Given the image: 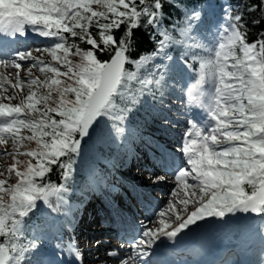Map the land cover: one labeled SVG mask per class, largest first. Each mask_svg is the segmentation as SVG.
Masks as SVG:
<instances>
[{"label": "snow or ice", "instance_id": "snow-or-ice-1", "mask_svg": "<svg viewBox=\"0 0 264 264\" xmlns=\"http://www.w3.org/2000/svg\"><path fill=\"white\" fill-rule=\"evenodd\" d=\"M165 5L181 10L170 26L164 23ZM240 9H225L223 23L202 31L209 9L188 8L182 0H0V56L5 57L0 65L17 69L15 83L0 78V146L11 141L16 147V152L0 151L12 157L7 172L16 177L8 186L0 179V264H62L54 258L56 251L44 248L41 235L29 231L26 218L38 209V201L58 211L52 196L67 204L63 194L74 181L83 138L91 139L99 128L107 130L108 122L109 135L119 138L125 132L123 123L149 98L160 109L166 107L171 91L179 87L183 92L181 73L186 69L195 82L187 93L189 127L178 149L183 158L161 152L178 190L171 193L174 199L167 210L158 213L157 226L142 225L120 264H167L160 249L168 242L180 244L193 231L190 226L199 228L198 221L206 225L208 218L227 225L236 214L253 213L264 223V32L248 42ZM258 9L264 10V0L246 11ZM252 23H260V18ZM141 30L157 47L132 58L128 53L135 50L134 35ZM29 31L49 38L42 51L55 64L13 47ZM115 32H121L119 38ZM79 42L90 47L83 49ZM173 47L181 49L179 59L169 54ZM105 52L110 58L100 60L98 53ZM27 60L34 61L28 76L39 66L43 81L21 80L20 61ZM25 87L27 94L19 103L10 102L15 94L4 95ZM53 93L54 106L49 103ZM25 141L36 147L19 151ZM18 155L28 159L21 161ZM53 165L61 170L59 186L45 182ZM165 178L156 177L153 183ZM68 252L80 260L74 244L68 245ZM108 255L119 257L115 250Z\"/></svg>", "mask_w": 264, "mask_h": 264}, {"label": "rangeland", "instance_id": "rangeland-1", "mask_svg": "<svg viewBox=\"0 0 264 264\" xmlns=\"http://www.w3.org/2000/svg\"><path fill=\"white\" fill-rule=\"evenodd\" d=\"M220 1L224 3L223 0H220ZM38 57H39V59L43 60L45 63H55L54 61H52L51 57L48 55L47 52L40 51L38 53ZM70 58L73 60L74 63L78 62V57L73 56ZM30 65H32V64H22V67H27V69L23 70L21 68L20 69L21 75H24V74L28 75V70H29ZM56 66H59V65H56ZM62 70H64V69H62ZM33 76H34V78H39L42 80L45 79V75L39 71V66L31 68V77H33ZM0 78H6L7 80L11 81L12 83H15L16 72L14 70H12L10 67L5 68L4 72H0ZM25 82H27V81H25ZM27 91H28L27 88L22 93H21L20 89H9V91L7 93H4V95L11 96V95L15 94V99H13L10 102L12 104H16V103H19L23 99V97L27 94ZM54 99H55V93H53V100H50L51 105H53ZM2 102H4V100ZM5 103H9V101L5 100ZM175 117H176V114H175ZM172 126H174V124H172ZM96 142L101 143L102 141L99 138H97ZM31 147H32V145L27 143V145H26L27 150H29V148H31ZM2 148H4V149H2L1 151L16 152V148L14 147V145L12 144L11 141H9L7 145H3ZM19 151L22 152L23 150L19 149ZM17 159H19L21 161L26 160V158L23 159V156H19V155L17 156ZM13 162L14 161L10 155H0V173H3V175H0V179L6 180V182H7L6 186L11 185V184L15 183V181H16L15 174L12 173L11 175H9L7 172V169L9 168V166ZM17 166L22 167V165H17ZM126 176L128 178L138 179V183L142 184V185H146L147 182L150 183L153 186L154 192H157L162 187L166 188V191L164 194L157 193L158 198L161 200L159 203L160 205H159V209H158L160 211H166L167 210L169 200L174 199V197L171 195V193L173 192L174 189L178 190V184H175V186H174L173 183H170V181H167L164 184L161 181L159 183H153V180L156 177H161V176H159V173L154 174V173H151L150 171L145 172L144 169H140L137 167H136V170L134 167H130L129 170L126 172ZM39 202L41 203L42 201H39ZM41 207H43V209H45V204L43 202H42ZM189 210H191V205L189 206ZM158 213H157L156 209L153 211V213L151 214V222L148 224V226H150V227L157 226L156 222L159 219ZM167 218L168 217L166 216L165 219H167ZM84 226L89 227V229H91L90 232L87 233L85 230H82L81 235L76 233L77 235L74 238L73 242H76L78 244L77 247L82 249L81 250L82 253H80V255L82 257L85 256V260L88 262L87 264H120V259L118 257H110L108 255L109 251H113L116 248H114L113 245H107V244H103L100 242V240H103L102 237L106 236V235H101V234L94 235L93 233H91V232L100 231L101 230L100 227H98L97 225L94 226V225H88V224H84ZM94 240H96V241H94ZM108 240H111V239L109 238ZM86 241H87V244H85ZM92 241H94L93 245H91ZM81 242L84 243L82 245V247H81ZM111 242H113V241L111 240ZM111 247L113 248L112 250H111Z\"/></svg>", "mask_w": 264, "mask_h": 264}, {"label": "trees", "instance_id": "trees-1", "mask_svg": "<svg viewBox=\"0 0 264 264\" xmlns=\"http://www.w3.org/2000/svg\"><path fill=\"white\" fill-rule=\"evenodd\" d=\"M261 3V0H244L243 3V9L242 12L244 13V19L248 26V33H247V39L248 41H255L258 39V35L261 32H264V10L258 9L256 12L249 13L246 11L247 7L251 4L259 5ZM260 18V23L253 24V19ZM123 29L121 30V32ZM121 32H115V36L119 38L121 35ZM98 39V37H96ZM134 39L136 41V46L134 51L144 50L150 47V44L148 42V37L144 31H136L134 35ZM56 165L52 166V170L55 171ZM51 171L48 173L49 176L53 177L55 176L54 172Z\"/></svg>", "mask_w": 264, "mask_h": 264}, {"label": "bare ground", "instance_id": "bare-ground-1", "mask_svg": "<svg viewBox=\"0 0 264 264\" xmlns=\"http://www.w3.org/2000/svg\"><path fill=\"white\" fill-rule=\"evenodd\" d=\"M190 227H192L193 229H196V226H190ZM95 241V240H94ZM94 241H92L93 243H92V245L94 244ZM208 249L209 250H206L207 251V254L209 253V252H211V250H212V248L211 247H208Z\"/></svg>", "mask_w": 264, "mask_h": 264}]
</instances>
